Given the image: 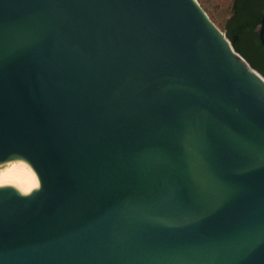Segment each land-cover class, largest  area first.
Returning a JSON list of instances; mask_svg holds the SVG:
<instances>
[{
    "label": "water",
    "instance_id": "water-1",
    "mask_svg": "<svg viewBox=\"0 0 264 264\" xmlns=\"http://www.w3.org/2000/svg\"><path fill=\"white\" fill-rule=\"evenodd\" d=\"M16 156L0 264H264V77L197 0H0Z\"/></svg>",
    "mask_w": 264,
    "mask_h": 264
},
{
    "label": "trees",
    "instance_id": "trees-1",
    "mask_svg": "<svg viewBox=\"0 0 264 264\" xmlns=\"http://www.w3.org/2000/svg\"><path fill=\"white\" fill-rule=\"evenodd\" d=\"M260 17V13L252 12L248 3L241 0L226 26V36L250 65L264 74V51L255 31Z\"/></svg>",
    "mask_w": 264,
    "mask_h": 264
},
{
    "label": "clouds",
    "instance_id": "clouds-1",
    "mask_svg": "<svg viewBox=\"0 0 264 264\" xmlns=\"http://www.w3.org/2000/svg\"><path fill=\"white\" fill-rule=\"evenodd\" d=\"M43 181L39 172L26 158L0 161V191L14 190L19 196L28 198L42 191Z\"/></svg>",
    "mask_w": 264,
    "mask_h": 264
},
{
    "label": "rangeland",
    "instance_id": "rangeland-1",
    "mask_svg": "<svg viewBox=\"0 0 264 264\" xmlns=\"http://www.w3.org/2000/svg\"><path fill=\"white\" fill-rule=\"evenodd\" d=\"M197 1L200 3L202 8L211 18V20L220 28L222 32L226 34V26L233 15L232 0H197ZM261 75L264 77V74L261 73Z\"/></svg>",
    "mask_w": 264,
    "mask_h": 264
},
{
    "label": "flooded vegetation",
    "instance_id": "flooded-vegetation-1",
    "mask_svg": "<svg viewBox=\"0 0 264 264\" xmlns=\"http://www.w3.org/2000/svg\"><path fill=\"white\" fill-rule=\"evenodd\" d=\"M241 0H232V13L234 14L237 9V5L240 3ZM248 3V7L250 10L256 13H260L262 16V13L264 12V0H245ZM233 16V15H232ZM261 18V17H260ZM257 27V26H256ZM255 27V31H256ZM257 32V31H256ZM258 35V34H257ZM264 37V34H263ZM259 39V38H258ZM260 42V41H259ZM261 44V43H260ZM262 48V45H261ZM264 51V49L262 48Z\"/></svg>",
    "mask_w": 264,
    "mask_h": 264
}]
</instances>
